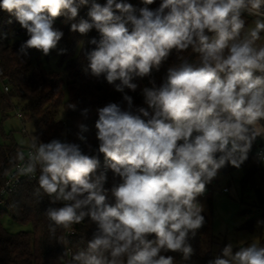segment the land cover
Masks as SVG:
<instances>
[{
  "label": "clouds",
  "instance_id": "clouds-1",
  "mask_svg": "<svg viewBox=\"0 0 264 264\" xmlns=\"http://www.w3.org/2000/svg\"><path fill=\"white\" fill-rule=\"evenodd\" d=\"M142 0L136 7L125 0H0V9L14 15L29 39L18 54L36 49L48 56L64 33L54 27L61 16L70 31L100 39L85 51L88 69L103 76L116 91L136 90V77L159 69L175 49H191L195 63L184 59L167 70L160 86L143 90L148 109L134 114L116 103L98 108L95 122L98 155L85 154L80 145L52 139L42 142L31 134L29 151L18 149V175L35 178L34 196H47L45 215L49 233L58 243L57 228L69 230L86 218L95 225L86 248L72 255L70 264H174L169 251L187 261L193 254L190 238L205 223L197 198L227 164L239 168L257 139L264 136V0ZM88 19L76 22L82 6ZM256 17L245 28L244 14ZM65 49H59L63 54ZM69 108L75 110L76 105ZM88 109L82 114L87 116ZM80 132L87 131L79 123ZM78 138L85 139L78 134ZM89 150L93 151L91 145ZM121 182L111 188L108 202L106 170ZM154 237V238H150ZM64 255H67L65 248ZM207 264H264V247L253 242L233 252L231 243Z\"/></svg>",
  "mask_w": 264,
  "mask_h": 264
},
{
  "label": "trees",
  "instance_id": "trees-1",
  "mask_svg": "<svg viewBox=\"0 0 264 264\" xmlns=\"http://www.w3.org/2000/svg\"><path fill=\"white\" fill-rule=\"evenodd\" d=\"M104 4L106 0H97ZM136 7H143L142 0H125ZM161 0H155L148 7L155 9L159 6ZM90 5L82 6L76 22L79 19H88ZM245 28L252 26L256 17L244 14ZM71 22H65V17L61 16L55 20L54 27L63 31L64 36L58 45V62L63 65L65 81L59 74L50 70L43 62L41 52L36 49H28V54H18L19 48L29 36L16 20L14 15L0 9V80L8 86V91L0 90V112L2 119L6 118L8 112L17 107L23 113V121H31L34 124L35 135L42 142H50L52 139H58L61 142H72L79 144L82 151L88 155H98L100 168L97 174L105 171V161L103 154H98L99 142L96 139L95 122L98 119L97 109L106 106L109 103H116L122 109H127V102L123 99L124 95L132 98V111L139 114L137 109L143 107L148 109L145 103L143 90L145 88L160 87L167 78L169 67L181 63L187 59L191 63L198 60V54L191 49L178 53L172 50L168 59L164 61L160 68L153 69L150 75L143 78L136 77L133 83L137 85L135 91L125 88L124 92L116 91L115 84H109L101 76L94 77L88 69L89 61L85 51L93 50L96 45L88 43L91 38L99 41L100 33L93 29L87 35L79 32L70 31ZM257 45H264V32L260 34V40ZM65 49L63 54H59V49ZM70 104L76 105L75 110L69 108ZM63 110V116H60V110ZM84 109H88L87 116L82 114ZM151 113V109H148ZM83 123L87 131L80 132L77 127ZM264 126V120L260 121ZM78 134L85 139L78 138ZM261 137L254 141L248 158L239 167L242 169L240 179L241 192L248 188H253L254 198L251 204L257 205V214L249 217L248 222L258 218L260 224H264V207L262 205L264 198L260 190L255 186L254 176L257 172L255 160L257 158L256 150L260 146ZM89 145L93 151L89 150ZM18 149L25 152V147H21L15 142L0 143V188L2 187L7 174L19 161H12ZM236 168L227 164L221 168L219 174H226ZM107 181L104 185L108 189L107 197L109 203H114L111 196V188L121 182L120 178L115 176L110 170H106ZM38 176L34 179L24 178L15 187V189L6 194L0 203V264H70L72 255L81 248H86L88 241L92 238L95 231V225L89 218L81 224L73 225V233L68 230L57 228L56 237H65L69 243L62 245L52 238L49 233L50 221L45 215L48 207H62L63 203L51 204L47 196L38 200L34 196V191L38 187ZM216 178L208 185L207 189H212ZM211 193V192H210ZM198 202L205 201L206 206H211L212 199L209 194L204 197H198ZM205 217L204 225L197 230L196 236L190 238L189 243L193 248V254L189 260L185 261L179 252H167L165 255L174 257V264H207L210 259L221 254L225 243L221 242L217 251L211 250L200 252V247L204 241L205 230L210 223ZM7 216L11 223H17L25 226V229L12 231L2 224V218ZM154 238V237H150ZM259 246L264 247V233L259 237ZM65 248L71 251L69 261H67Z\"/></svg>",
  "mask_w": 264,
  "mask_h": 264
},
{
  "label": "rangeland",
  "instance_id": "rangeland-1",
  "mask_svg": "<svg viewBox=\"0 0 264 264\" xmlns=\"http://www.w3.org/2000/svg\"><path fill=\"white\" fill-rule=\"evenodd\" d=\"M41 56L44 64L50 70L59 74L64 82L65 74L63 65L58 62V49L51 51L48 56H44L41 52ZM0 90H2L1 80ZM16 109L17 107L12 108L4 119H2L0 112V143L13 141L19 146L25 147L26 150L30 135H35V128L31 121L19 119L16 116ZM60 116H63L62 109L60 110ZM23 126L26 133L21 130ZM259 145L263 150V157L257 156L255 160L257 172L254 176V183L264 198V136L261 137ZM241 177L242 169L240 168H232L229 173L219 174L212 192L208 193L212 199L211 206H206L205 201L201 200L199 202L203 206V214L210 223L205 230V239L201 244L200 252L211 250L215 253L221 242H224L225 246L231 243L234 253L241 246H247L253 242L259 244V237L261 233H264V224H260L258 218L248 222L249 217L257 214L259 209L256 207L257 205L251 204L254 198L253 188H248L245 192H241ZM223 187H227L228 191H222ZM262 205L264 207V201ZM1 221L5 227L12 231L26 228L23 225L11 223L7 216H4Z\"/></svg>",
  "mask_w": 264,
  "mask_h": 264
},
{
  "label": "built area",
  "instance_id": "built-area-1",
  "mask_svg": "<svg viewBox=\"0 0 264 264\" xmlns=\"http://www.w3.org/2000/svg\"><path fill=\"white\" fill-rule=\"evenodd\" d=\"M2 89L3 91L7 92L8 91V86L5 85L3 82H2ZM16 116L19 117V119H23V113L21 112L20 109H16ZM22 132L26 133V130L24 128V126L22 127ZM29 147L26 148L25 150V155H26V158H27V153L29 151ZM256 154L257 156H260V157H263L262 154H263V150L262 148L259 146L256 150ZM20 165V162L17 163L13 168L12 170L7 174L6 176V179L2 185V187L0 188V203L2 202L4 196L10 192H12L15 187L18 185V183L21 182L22 179L24 178H28V179H34V178H31V177H28V176H21V175H18V166ZM36 175H37V172H36ZM36 177V176H35ZM222 191L226 192L228 191V188L227 187H223ZM212 192V189H207L206 192L201 195L200 197H204L206 194ZM68 233H73V230L72 229H69L67 231ZM67 249V261H69V257H70V254H71V251L69 248H66Z\"/></svg>",
  "mask_w": 264,
  "mask_h": 264
},
{
  "label": "bare ground",
  "instance_id": "bare-ground-1",
  "mask_svg": "<svg viewBox=\"0 0 264 264\" xmlns=\"http://www.w3.org/2000/svg\"><path fill=\"white\" fill-rule=\"evenodd\" d=\"M73 228V227H72Z\"/></svg>",
  "mask_w": 264,
  "mask_h": 264
}]
</instances>
